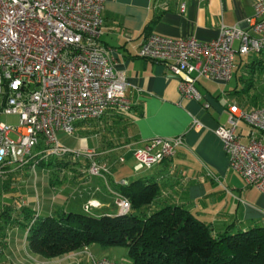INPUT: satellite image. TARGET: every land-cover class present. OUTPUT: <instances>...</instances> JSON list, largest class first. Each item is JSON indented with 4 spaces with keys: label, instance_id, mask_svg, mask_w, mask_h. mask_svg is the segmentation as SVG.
I'll return each instance as SVG.
<instances>
[{
    "label": "crops",
    "instance_id": "1",
    "mask_svg": "<svg viewBox=\"0 0 264 264\" xmlns=\"http://www.w3.org/2000/svg\"><path fill=\"white\" fill-rule=\"evenodd\" d=\"M255 1L105 0L100 45L112 52L116 68L124 72L126 92L133 105L127 111L109 108L97 120L77 123L74 133L80 144L74 147L93 151L94 159L108 166L110 174L106 180L89 176L85 168L89 160L84 154H71L76 159L73 163L80 157L84 160L73 186L59 185V180L50 179V166L30 169L31 162L20 167L11 165L5 173L7 177L1 178L0 208L15 202L19 208L30 206L39 216H53L58 212H75L72 199L77 197L81 208L88 200L99 203L88 214L115 216L118 210L112 192L119 188L115 182L121 178L130 181L127 175L131 174L133 179L144 178L158 185L159 196L152 207L182 205L216 231L264 226V193L246 184L230 168L214 132L226 122L229 105L245 110L264 105V49L248 55L236 52L235 67L227 82L200 78L196 83L201 94L198 100L180 96L177 78L164 64L138 56L149 33L193 36L208 42L218 36L221 26H239L257 37L248 21L253 16ZM238 45L236 40V50ZM205 102L207 108L203 106ZM194 119L201 126H195ZM238 132L242 141L247 142L249 128L244 122L239 123ZM59 133L64 132H57L60 142ZM178 135L183 137V144L173 158L144 172L135 170V148L153 137ZM33 159L35 156L32 162ZM0 220L4 221L1 215ZM6 224L8 229L0 234V252L4 254L0 264H90L87 253L92 251L109 257L104 247L108 245L102 244L103 249L88 245L87 251L83 247L45 259L29 252L23 227Z\"/></svg>",
    "mask_w": 264,
    "mask_h": 264
},
{
    "label": "built area",
    "instance_id": "2",
    "mask_svg": "<svg viewBox=\"0 0 264 264\" xmlns=\"http://www.w3.org/2000/svg\"><path fill=\"white\" fill-rule=\"evenodd\" d=\"M104 1L0 0V114L17 115L19 121L16 126L0 121V177L11 165L31 162L34 168L31 160L36 155H80L62 146L57 132L73 134L77 123L97 120L109 108L131 109L126 76L116 68L112 52L100 45ZM248 21L257 37L239 26H221L218 36L208 42L149 33L138 56L164 64L177 78L180 96L198 100L200 78L227 82L236 52L248 55L264 49V0L254 2ZM203 106L207 108L208 103ZM240 122L249 128L247 142L238 132ZM193 124L201 126L197 119ZM214 132L230 168L264 193V105L252 110L229 105L226 122ZM182 144L181 135L149 139L134 149L135 170L173 158ZM38 145L41 149L33 152ZM84 155L89 160L88 175L106 180L108 166L96 161L91 150ZM127 184L126 178L115 182L117 187ZM112 193L118 215L129 213L130 200L119 190ZM98 206L88 200L83 210L89 213ZM90 264L120 263L91 256Z\"/></svg>",
    "mask_w": 264,
    "mask_h": 264
},
{
    "label": "trees",
    "instance_id": "3",
    "mask_svg": "<svg viewBox=\"0 0 264 264\" xmlns=\"http://www.w3.org/2000/svg\"><path fill=\"white\" fill-rule=\"evenodd\" d=\"M57 158L36 155L33 160L36 166L68 165ZM118 190L131 202L125 215L36 216L30 206L14 203L0 208V215L8 225L23 227L29 252L45 259L98 242L124 245L133 264H264V226L216 231L182 205L152 207L159 187L144 178L131 179Z\"/></svg>",
    "mask_w": 264,
    "mask_h": 264
},
{
    "label": "rangeland",
    "instance_id": "4",
    "mask_svg": "<svg viewBox=\"0 0 264 264\" xmlns=\"http://www.w3.org/2000/svg\"><path fill=\"white\" fill-rule=\"evenodd\" d=\"M0 121L2 122H6L8 124H12V125H17L19 123L18 121V116L17 115H11V114H0ZM59 139H60V144L66 148H68L70 151L72 152H79L80 154H84L85 153V148H82V150H78L76 149L74 146L77 145V143L80 144V138H78V135L73 133V134H67V133H59L58 134ZM12 138H15V136L13 134H11ZM73 155H71L70 153L63 155L61 157H59V160H61L60 162H64V161H68L71 162L72 165H68L67 167H64V165L62 164H56V166H53L52 164L50 165V172H49V177L52 180H59V185H70L73 186L76 182H75V177H78V170L80 169V165L82 167H84V160L80 157L79 161L76 163H73L76 161V159H73L72 157ZM57 159H54V161ZM58 160V161H59ZM16 165H13V167H15ZM32 169V168H30ZM145 168L141 169V172H144ZM129 174V173H127ZM129 179H133L134 175H127ZM6 178V174H4L3 176L0 177V182L2 181L1 178ZM11 180H13L11 178ZM18 195V193L16 194ZM1 199V198H0ZM1 201V200H0ZM80 198L77 197H73L72 199V204H74L71 208L73 211L75 212H84L83 208H81L80 205ZM15 203V202H14ZM118 214V213H117ZM22 228V227H21ZM8 229V226L6 224L5 221L0 220V234H4L5 231ZM91 246H97V248L99 249H103L105 248V251L107 253V255L109 256L110 259L115 258L113 260H117L118 262H120L121 264H133L131 260H129L128 256L126 255L125 251L127 252V249L124 245H108V246H104L102 247L101 243H92L90 244ZM86 248V247H84ZM92 248V247H90ZM1 250V247H0ZM87 251V248L85 249ZM93 250V249H92ZM95 251V250H94ZM88 254V259L90 261V257L91 256H95V257H99L104 254H96L92 251V254L89 252ZM65 255V254H64ZM4 254H2L0 252V262L2 259H4ZM62 256V255H61ZM59 257V256H58ZM106 257V256H103ZM56 258V257H54ZM52 259V258H50Z\"/></svg>",
    "mask_w": 264,
    "mask_h": 264
}]
</instances>
